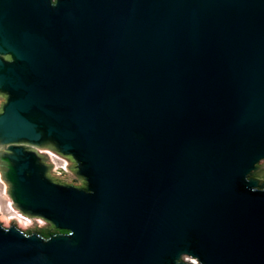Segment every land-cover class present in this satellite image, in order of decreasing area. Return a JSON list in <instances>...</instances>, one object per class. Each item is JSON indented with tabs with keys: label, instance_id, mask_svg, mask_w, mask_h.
<instances>
[{
	"label": "water",
	"instance_id": "1",
	"mask_svg": "<svg viewBox=\"0 0 264 264\" xmlns=\"http://www.w3.org/2000/svg\"><path fill=\"white\" fill-rule=\"evenodd\" d=\"M0 94V264H264V0H0Z\"/></svg>",
	"mask_w": 264,
	"mask_h": 264
},
{
	"label": "rangeland",
	"instance_id": "2",
	"mask_svg": "<svg viewBox=\"0 0 264 264\" xmlns=\"http://www.w3.org/2000/svg\"><path fill=\"white\" fill-rule=\"evenodd\" d=\"M50 150H48L49 152ZM51 157V161L54 164V167L52 169L53 172H57L58 168H62L63 170L66 171V166L69 164L65 159L59 157L58 155L50 154L48 153ZM16 208L13 207L12 202H11V197L7 194V183L3 181L1 177V172H0V217H5V221L2 220L1 222L5 226H10L9 220L11 218L17 219L18 215L16 213ZM9 220H8V219ZM4 219V218H3ZM1 220V219H0ZM8 220V221H7ZM18 227H20L22 230L27 231L30 227L33 225L38 226L39 228H44L47 226V221L37 218V219H30V218H25L24 219V224L23 226L19 225V222H16ZM186 259L191 260L193 262H196V258L193 257H187Z\"/></svg>",
	"mask_w": 264,
	"mask_h": 264
},
{
	"label": "bare ground",
	"instance_id": "3",
	"mask_svg": "<svg viewBox=\"0 0 264 264\" xmlns=\"http://www.w3.org/2000/svg\"><path fill=\"white\" fill-rule=\"evenodd\" d=\"M5 217H6V216H5ZM5 217H2V218L0 217L1 221H2V220L5 221V219H6ZM3 218H4V219H3ZM7 219H8V218H7ZM17 219L19 220V221H17V222H19V225H20V226H23V224H24V218L21 217V216H20V217L18 216ZM8 220H9V219H8ZM8 220H7V221H8Z\"/></svg>",
	"mask_w": 264,
	"mask_h": 264
},
{
	"label": "flooded vegetation",
	"instance_id": "4",
	"mask_svg": "<svg viewBox=\"0 0 264 264\" xmlns=\"http://www.w3.org/2000/svg\"><path fill=\"white\" fill-rule=\"evenodd\" d=\"M4 100H5V99H4V96L0 94V105L2 104V102H3ZM40 152L44 153V155H45V154L48 155V153H49L48 150H45V151H44L43 149H42V150L40 149Z\"/></svg>",
	"mask_w": 264,
	"mask_h": 264
},
{
	"label": "built area",
	"instance_id": "5",
	"mask_svg": "<svg viewBox=\"0 0 264 264\" xmlns=\"http://www.w3.org/2000/svg\"><path fill=\"white\" fill-rule=\"evenodd\" d=\"M49 153H50V154H54V153L51 152V151H49ZM16 210H17V209H16ZM16 213H17V215H18L19 217L21 216V217H23L24 219H25V218H28V217H26L25 215L21 214L18 210L16 211Z\"/></svg>",
	"mask_w": 264,
	"mask_h": 264
},
{
	"label": "trees",
	"instance_id": "6",
	"mask_svg": "<svg viewBox=\"0 0 264 264\" xmlns=\"http://www.w3.org/2000/svg\"><path fill=\"white\" fill-rule=\"evenodd\" d=\"M40 230H42V229H40ZM44 230V229H43Z\"/></svg>",
	"mask_w": 264,
	"mask_h": 264
}]
</instances>
